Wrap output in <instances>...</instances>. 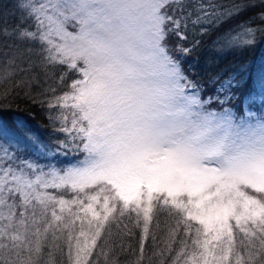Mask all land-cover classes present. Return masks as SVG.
Wrapping results in <instances>:
<instances>
[{"label": "snow or ice", "instance_id": "6c2138e0", "mask_svg": "<svg viewBox=\"0 0 264 264\" xmlns=\"http://www.w3.org/2000/svg\"><path fill=\"white\" fill-rule=\"evenodd\" d=\"M14 7L19 24L10 26L0 11V34L29 45L40 67L65 66L61 82L68 72L78 78L47 102L57 110L50 123L71 145L53 148L24 121H0V264H58L57 252L66 264H100L101 257L109 264L107 238L99 249L97 241L109 220L126 229V214L142 229L136 264L154 215L173 221L165 222L163 248L153 252L172 254L177 245L170 264H264V114L246 108L238 115L228 106L230 85L229 95L215 98L220 110L208 107L213 98L202 99L181 67L198 43L184 46L189 25L210 15L204 6L17 0ZM247 32L250 46L256 33ZM256 83L264 102V73ZM71 146L82 159L40 167L39 156ZM155 243L153 236L149 247Z\"/></svg>", "mask_w": 264, "mask_h": 264}, {"label": "trees", "instance_id": "16d2710c", "mask_svg": "<svg viewBox=\"0 0 264 264\" xmlns=\"http://www.w3.org/2000/svg\"><path fill=\"white\" fill-rule=\"evenodd\" d=\"M193 5H203V9L200 11L207 10L210 15L204 17L202 24L189 25L188 36L192 37L193 34L195 38L189 44L184 42V46L191 47L193 42H198L195 44L193 52L198 54L204 52L209 59L215 61L213 65L226 69L222 72V75L219 72L201 73L196 65L197 58L190 54L185 56L190 70L196 79L205 86V97L202 99L207 100L210 95H216V97L219 96L220 99H224L225 96L229 95V91L226 89H229L228 83L230 82V86L235 88H233V91L230 90L234 94V99L228 106L242 113V110L238 109L235 104L244 101L255 83L257 63L259 60L264 61V0H197ZM195 15L193 16L195 17ZM249 28L256 33L254 43L250 46L247 45L235 55L228 54L225 58L228 63L219 61L221 55H219V48H217L218 40L240 32L248 38L247 30ZM215 80L218 81L214 82ZM220 83H224L222 85L225 87L218 88ZM215 88H217L216 92ZM24 93L19 88L10 89L9 91L7 88L0 87V119L12 125L15 116L29 118L30 114L33 120L48 127V118L45 119V116L41 114L40 105L25 97ZM10 99L14 101L10 103ZM212 107H215L217 111L220 110V105H212ZM80 156L78 155V158ZM49 192L60 194L57 190H49ZM71 196L72 194L68 193L64 198H71ZM121 219H124L123 224L127 225L126 229L113 227L111 220L104 228V233L108 231L117 232V235L114 234L115 238L108 243L109 248H111L108 261L109 264L114 260L117 261V264H136L139 255V236L142 234V229L134 223V218H129L126 215ZM166 221L167 224L173 223L171 219L163 215H160L159 219L154 215L153 221L149 225V241L144 245V260L141 264H161L162 259L163 264H170L171 255L177 251V245H172V254L153 255V252L163 248L161 245L163 240L166 239ZM78 222H76V225ZM153 236L156 237V243L150 248L149 245ZM59 243L62 247L64 246L63 238ZM119 246H122L121 255L117 254ZM56 258L58 264H66V257L61 253L57 252ZM229 264H233V258H230Z\"/></svg>", "mask_w": 264, "mask_h": 264}, {"label": "rangeland", "instance_id": "374dc122", "mask_svg": "<svg viewBox=\"0 0 264 264\" xmlns=\"http://www.w3.org/2000/svg\"><path fill=\"white\" fill-rule=\"evenodd\" d=\"M197 0H189L190 3H195ZM17 3V0H0V11H3L7 18L8 23L10 26H15L19 24V16L20 13L16 10L14 5ZM195 15V12L193 13ZM204 22V20L202 21ZM201 22V24H202ZM26 25H21V27ZM73 29L69 27V31H72ZM194 29L192 30L193 33ZM189 40L186 42L189 44L193 41L195 38L192 34V37L189 36ZM248 38L240 33L232 34L228 37H223L218 40L217 48H219V55L220 59L219 61L228 63L226 61V57L228 54H237L240 52L243 48H245L247 45L245 44V41ZM176 41L173 39L170 43V47L173 49V52H175V45ZM29 47L27 44H22L19 41H17L14 37L11 36H4L0 34V76L5 75L6 73H11L10 76H8L7 79L0 82V87L7 88L9 91L10 89L19 88L20 91L25 92V97H35L38 101H43L44 103H36L37 105H40L41 108V114L45 116V119L48 118V127L45 125L39 123L38 121H35L32 119V116L29 114V118H19L15 116V120H22L24 121L28 128L31 130L33 134L36 136H39L44 141L52 145L53 148L57 146L58 143L64 142L71 145V141L68 140L65 133L60 132L56 130L52 123H50V114L55 113L56 109H49L47 107V102L56 95H61L64 92L69 91V85L72 82L73 79L78 78V76H75L73 73L68 72V74L65 76L63 82L60 81V76L63 74L64 71H67L65 66H47V67H40L39 65V57L36 55L35 51L32 53L27 52L25 49ZM188 47V46H186ZM190 55L195 56L197 58L196 65L201 73H217L219 72L222 75V72L226 69L219 68L218 65H213V60L209 59V57L202 52L201 54H198L196 52H191ZM225 59V60H224ZM252 63V62H251ZM32 65L31 68H29V65ZM212 65V66H211ZM195 66V65H194ZM184 70H189V64H184L181 66ZM224 67V65H223ZM261 73H264V61L259 60L257 63V76L255 78V83L252 86L251 90L247 94L246 98H244V101L248 100L250 95H255L256 99L253 101V105H251V102L246 103L245 109L247 108L249 111H252L256 113V117H259L261 114H264V102L260 99V92L257 87V78ZM218 80H215L214 82H217ZM212 83V82H211ZM220 83L218 85V88H224ZM230 85V82L228 83V86ZM12 86V87H11ZM223 86V87H222ZM233 88L230 86V90L233 91ZM55 91H52V90ZM14 101L13 99H10V103ZM235 110V109H234ZM217 111V110H216ZM236 112V111H235ZM244 112L237 114L240 116H244ZM0 121H2L0 119ZM6 126L11 127V124H8L5 121H2ZM78 155H81L78 158ZM83 153L78 152L74 146H71L67 149H61L58 152H53L49 155L39 156V164L41 168L47 169L48 167H66L74 164L75 162L79 161L83 158ZM29 159H34L32 157L31 153H28ZM54 190V189H49ZM48 190V191H49ZM70 199V198H65ZM127 215V214H126ZM125 215V216H126ZM66 218V216H65ZM90 218V217H89ZM124 219H122L123 221ZM132 221L131 219H128ZM110 221V220H109ZM108 221V222H109ZM108 222L105 223V226L108 224ZM135 223V222H134ZM133 223V224H134ZM95 224V222H94ZM104 226V228H105ZM76 230L80 227V222L77 223V225L74 226ZM88 229L87 223L85 222V230ZM105 230L103 229L100 239L97 241V249L100 248L102 240H105L107 238L108 243L113 240L114 234H116V231L110 232L109 231L104 233ZM117 235V234H116ZM142 234L139 236L141 239ZM161 246H164L163 244ZM121 248L122 246H119V249L117 250V254L121 255ZM173 248V246H172ZM108 249V255H109ZM113 253L115 251H112ZM96 252L93 251V258L95 257ZM89 264H92V259H89ZM100 264H104L103 257L100 259ZM111 264H117V261L111 262Z\"/></svg>", "mask_w": 264, "mask_h": 264}]
</instances>
